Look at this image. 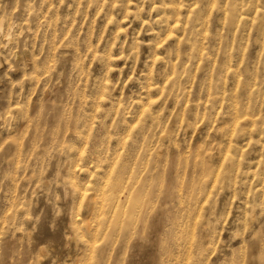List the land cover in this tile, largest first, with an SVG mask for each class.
Returning <instances> with one entry per match:
<instances>
[{
  "label": "rangeland",
  "instance_id": "1",
  "mask_svg": "<svg viewBox=\"0 0 264 264\" xmlns=\"http://www.w3.org/2000/svg\"><path fill=\"white\" fill-rule=\"evenodd\" d=\"M0 264H264V0H0Z\"/></svg>",
  "mask_w": 264,
  "mask_h": 264
},
{
  "label": "bare ground",
  "instance_id": "2",
  "mask_svg": "<svg viewBox=\"0 0 264 264\" xmlns=\"http://www.w3.org/2000/svg\"><path fill=\"white\" fill-rule=\"evenodd\" d=\"M1 28V27H0Z\"/></svg>",
  "mask_w": 264,
  "mask_h": 264
}]
</instances>
